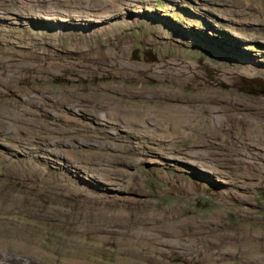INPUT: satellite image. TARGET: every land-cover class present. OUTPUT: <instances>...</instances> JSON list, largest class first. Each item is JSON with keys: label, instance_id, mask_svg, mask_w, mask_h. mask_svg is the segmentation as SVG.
<instances>
[{"label": "rangeland", "instance_id": "obj_1", "mask_svg": "<svg viewBox=\"0 0 264 264\" xmlns=\"http://www.w3.org/2000/svg\"><path fill=\"white\" fill-rule=\"evenodd\" d=\"M108 1L88 18L70 0H0V259L264 264V0ZM52 6L69 16L29 15ZM173 60L202 70L149 68ZM136 89L160 99L117 95ZM103 94L195 118L149 140L105 119Z\"/></svg>", "mask_w": 264, "mask_h": 264}, {"label": "bare ground", "instance_id": "obj_2", "mask_svg": "<svg viewBox=\"0 0 264 264\" xmlns=\"http://www.w3.org/2000/svg\"><path fill=\"white\" fill-rule=\"evenodd\" d=\"M49 1V0H47ZM71 2H73L75 4V7L78 8V10H81L82 12H84V14L87 15V17L89 18L90 15H95L96 12L95 11H101L102 14H106L108 13L110 10H109V7H111V1H108V0H103L99 5L96 6V10L90 5L92 3V0H70ZM136 1V0H135ZM147 2V1H146ZM145 2V3H146ZM65 3V2H64ZM70 3V2H69ZM113 3V2H112ZM170 3V2H169ZM72 4V3H71ZM195 4V3H194ZM47 6V5H46ZM50 6V5H49ZM74 6V5H73ZM140 6V5H139ZM143 6V5H142ZM181 6V5H180ZM206 6V4H205ZM90 7V8H88ZM135 7V6H134ZM197 7V6H196ZM207 7V6H206ZM209 7V6H208ZM129 8V7H127ZM200 8V7H199ZM48 9V8H47ZM143 9V8H142ZM145 9V8H144ZM89 11H91L92 13H90ZM202 11V10H201ZM81 12V13H82ZM194 13V12H193ZM210 13V12H209ZM44 14H46V16L44 15H41L40 13H29V15H36L38 17H40V20L41 18H47V15H50V19H54L56 18L57 20L60 21V23L63 22L62 19L68 17L69 15H65L62 11L58 12L56 10V7H53L46 10L44 12ZM201 14V13H200ZM214 14V13H213ZM212 14V15H213ZM211 15V14H210ZM3 15L0 14V17H2ZM5 16V15H4ZM72 19L74 20H78L79 18L78 17H82V15H70ZM7 17V16H6ZM20 17H24V15H20ZM204 17V16H203ZM108 18V17H107ZM105 16H103L101 18L102 22H105V20L107 19ZM190 19H194L193 17H189ZM68 19V18H67ZM4 20V19H3ZM87 19H85L84 21H86ZM55 21V19H54ZM9 22V21H8ZM89 23V22H88ZM91 24V23H89ZM88 24V25H89ZM210 30L211 31H216L214 25H213V22L210 20ZM225 25V24H224ZM1 28V27H0ZM99 28V27H98ZM187 29V28H186ZM185 29V30H186ZM91 30V29H90ZM96 30V29H94ZM93 31V30H92ZM92 31H90V33H92ZM99 31V30H98ZM90 35V34H89ZM207 37L209 38H213L212 35H211V32H205V34ZM231 39L233 42H236L238 43L239 47L240 45L244 44V39L239 35V34H232L231 36ZM242 54V53H241ZM257 57V56H256ZM125 66V64H121V66ZM138 69H148V67H137ZM150 69H158V70H170L172 73H180L182 71H195L197 73H199V70H202L201 67L196 64V63H190V62H187V63H184L182 61H178V60H173L171 62H160V63H157V64H154L152 65L151 67H149ZM240 76V75H239ZM237 73L235 72H232V71H218L217 73V78H219V80L222 78L224 80H226L227 82H234L237 80V78L239 77ZM239 80V78H238ZM248 82V81H247ZM140 89H136V91H130V90H124L125 92H128V93H121V94H117L118 96H123L125 98H136V97H139V98H146V100L148 101L149 98H152V99H155L158 101V99H160L157 95H153L151 93V91H148V92H145V93H142L139 91ZM109 93H112L111 90H107ZM121 91V90H120ZM102 96V103L100 104L102 109H105V112L102 111V116L105 117V119L107 120H113V119H117L119 121V123L122 125V126H125V125H132V126H135L137 127V129L140 130L141 133H144L143 135L146 136V138H149V140H158L157 137H160L161 136V133L162 134H167L169 136L170 132L167 131L168 130V124L167 122L168 121H171V125H172V128L173 129H176L178 125H185V123H187L188 121L192 120L193 118H195L194 115H191L190 119L189 118H186V117H181V116H177V117H173L172 115H170V111H171V107H166L163 109L162 112H157L153 109H147V110H135V109H130L128 107H121L119 104V102H121V98L120 97H109L107 94H103L101 95ZM165 99H169L168 96H163ZM110 99H115L117 100V103L115 104H112V103H107L108 100ZM126 100V99H124ZM123 102V101H122ZM126 102V101H125ZM187 102V100H186ZM100 108V107H99ZM247 110V109H246ZM103 117V118H104ZM211 120H214V119H217V117L215 118H210ZM170 127V126H169ZM156 133V137L153 136V134ZM113 135V134H112ZM163 136V135H162ZM163 138V137H162ZM160 140V139H159ZM164 140V139H163ZM262 142V140H261ZM243 144V143H242ZM14 146V145H13ZM137 148H142L141 146L140 147H137ZM143 149V148H142ZM252 151V150H251ZM142 154V153H141ZM25 155V154H24ZM31 155V153H30ZM148 155V153H147ZM33 156V155H32ZM200 156L197 154V157ZM9 157V156H8ZM7 157V158H8ZM195 157V156H194ZM26 159V158H25ZM35 159V158H34ZM28 160V159H27ZM29 161V160H28ZM149 162V161H148ZM154 163V162H153ZM60 164V163H59ZM158 164V163H157ZM188 164L190 165H193L197 168H199L200 170H203V168L201 167H198V165L195 164H192V163H189ZM69 165V164H68ZM124 166V165H123ZM74 167V166H73ZM76 167V166H75ZM211 168V167H210ZM205 170V169H204ZM210 171V169H208ZM216 173H219L220 172H217L216 170H214ZM16 172V171H15ZM79 172V171H78ZM206 173H208L207 171H204ZM17 173V172H16ZM19 173V172H18ZM221 174V173H220ZM23 175V174H22ZM25 175V174H24ZM216 175V174H215ZM129 182V181H128ZM232 183V182H231ZM230 183V184H231ZM111 184V183H110ZM109 184V185H110ZM117 184V183H116ZM101 185V184H100ZM108 185V184H107ZM108 185V186H109ZM127 185V184H126ZM196 185V184H195ZM83 186V185H82ZM84 187V186H83ZM106 187V186H105ZM102 189V188H101ZM116 190V189H115ZM120 191V190H119ZM98 192V191H97ZM245 200V199H244ZM23 203V202H21ZM20 203V204H21ZM27 203V202H26ZM25 205V204H24ZM28 215V214H27ZM30 215V214H29ZM28 215V216H29ZM33 216V215H32ZM184 225V224H183ZM19 227V226H18ZM173 227V226H172ZM177 227V228H176ZM174 227V229H177V233L180 235H176L177 237L181 236L182 233L184 232H179L178 230V226ZM21 228V227H20ZM106 231V230H105ZM112 232V230H111ZM158 232V231H157ZM108 233V232H107ZM19 235V234H18ZM119 236V235H118ZM186 236H188L189 238L193 239L194 237L198 236L196 235L195 233H188L186 234ZM19 237V236H18ZM150 237V236H149ZM177 237H172V240L169 241V243L171 244L172 246V243L173 241L175 242H185V239L183 238H177ZM129 239H133L134 236L133 235H130L128 236ZM19 240H15L16 244L19 243L23 246H26V247H30V246H33L31 243H28L26 241L23 240V237L20 235V237L18 238ZM128 239V240H129ZM137 239H140V238H137ZM252 239H254L253 237H245V236H242L239 238V240L242 241V243H245V241H251ZM146 241L150 240V239H145ZM145 243H148L146 242ZM258 241V240H257ZM1 242V241H0ZM208 243L210 241H207ZM247 242V243H249ZM131 242L128 244L130 245ZM139 244V243H137ZM165 244V243H164ZM185 244V243H184ZM149 245V244H148ZM174 245V244H173ZM18 246V245H17ZM143 246V245H141ZM146 246V245H145ZM37 247V246H36ZM192 247V246H191ZM36 249V248H35ZM189 249H192V248H189ZM155 250V249H154ZM194 250V249H193ZM193 252V251H192ZM255 252V251H254ZM208 253V252H207ZM207 255H210V254H207ZM0 257H3L1 256V253H0ZM205 257V256H204ZM203 257V258H204ZM12 259L13 260H9V259H0V264H24L23 262H21L22 260L21 259H18L15 258L13 255H12ZM149 259V258H148ZM147 259V260H148ZM211 260V259H210Z\"/></svg>", "mask_w": 264, "mask_h": 264}, {"label": "water", "instance_id": "obj_3", "mask_svg": "<svg viewBox=\"0 0 264 264\" xmlns=\"http://www.w3.org/2000/svg\"><path fill=\"white\" fill-rule=\"evenodd\" d=\"M259 85L262 86V84H258V86H259Z\"/></svg>", "mask_w": 264, "mask_h": 264}]
</instances>
